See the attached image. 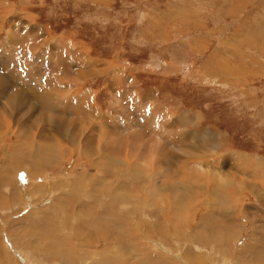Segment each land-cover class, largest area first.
Segmentation results:
<instances>
[{
    "label": "rangeland",
    "instance_id": "rangeland-1",
    "mask_svg": "<svg viewBox=\"0 0 264 264\" xmlns=\"http://www.w3.org/2000/svg\"><path fill=\"white\" fill-rule=\"evenodd\" d=\"M0 74V264H264V0H0Z\"/></svg>",
    "mask_w": 264,
    "mask_h": 264
},
{
    "label": "bare ground",
    "instance_id": "bare-ground-1",
    "mask_svg": "<svg viewBox=\"0 0 264 264\" xmlns=\"http://www.w3.org/2000/svg\"><path fill=\"white\" fill-rule=\"evenodd\" d=\"M28 34V33H27ZM26 36V35H25ZM63 66L64 65H57V67H55L54 68V70L55 69H57V70H59V71H63L62 70V68H63ZM10 70H8V71H13V73L14 74H16V72H15V70H13L14 69V67L13 66H9L8 67ZM98 72V71H97ZM7 73H9V72H7ZM49 73V72H48ZM52 74V73H51ZM10 75V74H9ZM11 78H13V76H10ZM50 77V76H49ZM52 78V77H51ZM40 79V78H39ZM57 80V79H56ZM51 81V80H50ZM53 83V82H52ZM51 83V84H52ZM14 84V83H13ZM41 85H39V87H36V91L35 92H30V91H28V90H25V88L24 89H22V88H20V87H16L15 86V88H13V90H11L12 89V87L14 86V85H12L11 84V79L10 78H7L6 77V75H3V74H0V95L1 94H4V93H8V96H10V98L8 99L9 101H10V99L12 98V99H15V100H23V101H25V100H32V99H39L41 96L42 97H45V96H47L48 98H50V99H53V97H52V95H54L51 91H50V87L51 86H49L48 87V85H46L47 86V88H45L46 90L45 91H43L42 90V86H44V84L43 83H40ZM50 85V84H49ZM32 86V85H31ZM60 86V85H59ZM10 87H11V89H10ZM33 87V86H32ZM45 87V86H44ZM34 89V88H33ZM56 90V89H55ZM57 92V91H56ZM30 93V94H29ZM58 94V93H57ZM56 94V95H57ZM3 96V95H2ZM54 98H55V95H54ZM42 99V98H41ZM44 99V98H43ZM49 99V100H50ZM7 100V99H6ZM51 101L52 100H50V103H51ZM54 101V100H53ZM27 102V101H26ZM50 103H45L44 104V107L46 108V109H53L54 110V108H53V102L51 103L52 105H50ZM6 105V104H5ZM4 108H3V110H6V108H5V106H3ZM45 108H41V110H43V109H45ZM8 109V108H7ZM40 110V111H41ZM2 111V110H1ZM6 112H8V110H6ZM4 115V114H3ZM6 116V115H5ZM2 121H3V119H2ZM5 122V121H4ZM3 125V124H2ZM1 129V128H0ZM7 130H8V128H7ZM47 144V143H46ZM47 148V147H46ZM39 153V152H38ZM191 153V152H190ZM37 154V153H36ZM42 155V154H41ZM40 156V155H39ZM23 159V158H22ZM189 161V160H188ZM197 162V161H196ZM23 163V162H22ZM198 163V162H197ZM197 165V167L198 168H202V169H204V171L206 170L205 169V167H204V165L203 164H201L200 163V161H199V163L198 164H196ZM19 166V165H18ZM198 168H195V169H197V170H200V169H198ZM42 261V260H41Z\"/></svg>",
    "mask_w": 264,
    "mask_h": 264
},
{
    "label": "crops",
    "instance_id": "crops-1",
    "mask_svg": "<svg viewBox=\"0 0 264 264\" xmlns=\"http://www.w3.org/2000/svg\"><path fill=\"white\" fill-rule=\"evenodd\" d=\"M3 194L5 195V193H4V192L2 193V195H3Z\"/></svg>",
    "mask_w": 264,
    "mask_h": 264
}]
</instances>
